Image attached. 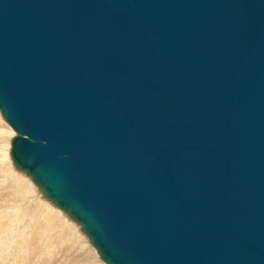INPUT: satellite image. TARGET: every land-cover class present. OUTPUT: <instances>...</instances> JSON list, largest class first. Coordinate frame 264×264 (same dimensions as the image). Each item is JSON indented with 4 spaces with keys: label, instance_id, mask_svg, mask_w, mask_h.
I'll return each mask as SVG.
<instances>
[{
    "label": "water",
    "instance_id": "water-1",
    "mask_svg": "<svg viewBox=\"0 0 264 264\" xmlns=\"http://www.w3.org/2000/svg\"><path fill=\"white\" fill-rule=\"evenodd\" d=\"M0 113L105 264H264V0H0Z\"/></svg>",
    "mask_w": 264,
    "mask_h": 264
},
{
    "label": "bare ground",
    "instance_id": "bare-ground-1",
    "mask_svg": "<svg viewBox=\"0 0 264 264\" xmlns=\"http://www.w3.org/2000/svg\"><path fill=\"white\" fill-rule=\"evenodd\" d=\"M10 131H12L11 128L1 124L0 138L9 134ZM5 142V140L0 141V146H3ZM0 151V159L7 160L10 149L7 152H3L2 149ZM12 165L13 163L11 165L7 163L5 166L13 178H19L21 181L22 178H27L25 173ZM27 182L35 188L36 184L32 183L30 179ZM2 185L3 182L0 181V186ZM9 193L8 198L13 202L7 207H0V264H28L30 261H34L32 255L37 250L34 249V242L38 239H41L44 245H41L38 250L40 256L33 264H38L41 259L54 254L52 240L58 241L61 246L76 242L77 247L84 237L89 240L79 231V227L72 219H69L63 211L58 210L59 208L57 209L49 200L45 199L43 203L37 199L27 201L28 199L24 196L21 188L13 189ZM15 202H18L17 207L11 208L10 206H14Z\"/></svg>",
    "mask_w": 264,
    "mask_h": 264
},
{
    "label": "rangeland",
    "instance_id": "rangeland-1",
    "mask_svg": "<svg viewBox=\"0 0 264 264\" xmlns=\"http://www.w3.org/2000/svg\"><path fill=\"white\" fill-rule=\"evenodd\" d=\"M1 120H0V125L2 124L4 126L10 128L7 125V123L3 120L2 116H1ZM4 130H6V129H4ZM12 131H10L9 134H5L3 137L0 138V141H2V140L6 141L3 146H0V149H2L3 152L9 151V149L11 148V140L16 135L15 132L14 131L12 132ZM0 154H1V151H0ZM9 154H10V152L8 153V159L7 160L3 161V159H0L1 160L0 161V181L3 182V185L0 186V207H7V206L11 205V203L13 201L9 200V198H8L10 196L9 192H11L13 189H18V188H21V191L24 193V196L28 199L27 201L32 200V199H37V201L43 203L46 198L44 197V195L42 194V192L39 190V188L37 186H35V188H34L30 185L29 182H27L28 179L31 180L30 177L27 176V178H22V181H23L22 182L19 178L15 179L11 176V174L8 173V168L5 165L7 163L10 165L13 163ZM10 162H12V163H10ZM12 166L14 167V164ZM32 183H34V182L32 181ZM36 187H37V189H36ZM16 205H18V202H15L14 206H10V207L15 208V207H17ZM58 210H60V209H58ZM68 218L71 219L69 216H68ZM72 221L79 227L78 228L79 231L82 234H84L81 230V226L79 224H77L74 220H72ZM52 244L54 246L53 248L55 249L54 254L51 255L50 257L48 256V257L43 258L44 260L41 259L38 262V264H105L99 258V254H98L97 250L91 245L89 240H86L85 237L81 240V242H79L78 247L76 246L77 245L76 242H72L70 244H67L68 246L67 245L61 246V244L58 241L52 240ZM41 245H44V243L41 239H38V240H36V242H34V249L36 248L37 250L35 249L36 251L32 255V258H33L32 260L35 261L36 258H38V256H40L38 250L40 249ZM77 249H78V251H77ZM34 261H30L28 264H33Z\"/></svg>",
    "mask_w": 264,
    "mask_h": 264
}]
</instances>
